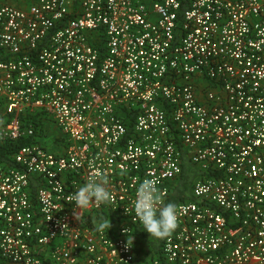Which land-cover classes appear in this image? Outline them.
<instances>
[{"label":"built area","instance_id":"2783aa9c","mask_svg":"<svg viewBox=\"0 0 264 264\" xmlns=\"http://www.w3.org/2000/svg\"><path fill=\"white\" fill-rule=\"evenodd\" d=\"M26 1L0 0V146L31 140L0 160V264H264V0ZM183 160L192 199L137 259L136 190L165 202ZM93 172L113 202L79 222Z\"/></svg>","mask_w":264,"mask_h":264},{"label":"clouds","instance_id":"9594fccd","mask_svg":"<svg viewBox=\"0 0 264 264\" xmlns=\"http://www.w3.org/2000/svg\"><path fill=\"white\" fill-rule=\"evenodd\" d=\"M122 171H124L122 169ZM108 180L103 173H91L87 182L78 188L71 196L69 203L74 202V218L81 222L80 213L95 204H110L113 202L111 192L108 190ZM59 211V210H58ZM135 221L139 222L150 237L158 240L167 239L178 226L177 207L173 203H165L161 191L157 188L154 179H145L136 190L134 202ZM64 227V226H63ZM112 227L111 222L102 220L97 230L103 232ZM124 232L125 229H124ZM127 233V232H126ZM128 234V233H127ZM134 236L127 238L125 250L133 245Z\"/></svg>","mask_w":264,"mask_h":264},{"label":"trees","instance_id":"16d2710c","mask_svg":"<svg viewBox=\"0 0 264 264\" xmlns=\"http://www.w3.org/2000/svg\"><path fill=\"white\" fill-rule=\"evenodd\" d=\"M100 48L102 47L99 46ZM123 121L130 125V119L127 117H122ZM25 122L30 121L33 122L35 127L39 130L42 129V124L37 121L35 115L28 114L24 117ZM31 140L27 138H20L14 141H7L2 146H0V160H7V153H10L15 150V148L23 143L30 142ZM51 151H57L54 148V145L49 148ZM191 163L186 160L182 162V171L172 183L170 187V192L168 197L165 200V203H173L177 204L182 201H189L192 199L191 195V188L194 182L195 171L191 167ZM198 173V172H197ZM134 234L136 235L135 243H136V252H137V259L141 257L145 258L148 256H158L160 247L163 240H158L156 238L150 237V234L147 233L146 230L143 229V226H136L134 227Z\"/></svg>","mask_w":264,"mask_h":264},{"label":"rangeland","instance_id":"374dc122","mask_svg":"<svg viewBox=\"0 0 264 264\" xmlns=\"http://www.w3.org/2000/svg\"><path fill=\"white\" fill-rule=\"evenodd\" d=\"M7 1L12 2V0H7ZM20 1L23 4L22 7H26L25 5H26L27 1L26 0H20ZM47 129L49 130V141H48V144L50 145V144L53 143V141H54V139L56 137L61 136V132L55 127L54 123H50L48 125ZM191 167L195 171L194 179L196 180L198 178L197 168L194 165H191Z\"/></svg>","mask_w":264,"mask_h":264},{"label":"crops","instance_id":"0c3cea01","mask_svg":"<svg viewBox=\"0 0 264 264\" xmlns=\"http://www.w3.org/2000/svg\"><path fill=\"white\" fill-rule=\"evenodd\" d=\"M13 5H17V6H21L22 7V3H21V1L20 0H12V2H11Z\"/></svg>","mask_w":264,"mask_h":264}]
</instances>
